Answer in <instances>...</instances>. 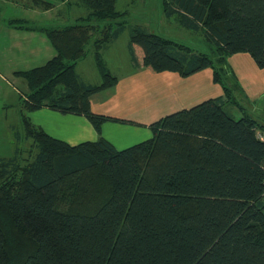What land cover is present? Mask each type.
Here are the masks:
<instances>
[{"label": "trees", "instance_id": "1", "mask_svg": "<svg viewBox=\"0 0 264 264\" xmlns=\"http://www.w3.org/2000/svg\"><path fill=\"white\" fill-rule=\"evenodd\" d=\"M115 1L77 0L86 15L38 28L55 55L14 72L28 88L15 138L30 139L37 153L0 157V264H264V142L256 135L264 119L242 106L227 66L231 55L248 53L264 68V0H162L167 17L211 43L206 52L130 29L133 65L181 77L209 68L223 91L152 123L146 141L123 150L102 137L69 145L27 117L41 108L80 115L98 134L104 122L120 121L90 109V98L117 81L102 56L126 28ZM55 2L69 3L32 0L44 10ZM89 46L97 84L76 72Z\"/></svg>", "mask_w": 264, "mask_h": 264}, {"label": "crops", "instance_id": "2", "mask_svg": "<svg viewBox=\"0 0 264 264\" xmlns=\"http://www.w3.org/2000/svg\"><path fill=\"white\" fill-rule=\"evenodd\" d=\"M15 1L17 4H22L24 7L35 11H49L54 8L44 10L41 7L34 6L32 0ZM73 1L60 3L70 7L75 3V0ZM75 4L77 7L80 6L77 4V0ZM171 17L175 19L174 16ZM175 20L178 23L177 19ZM24 21L26 25L33 26L36 29H20L23 31L38 32V28L49 27L34 25L28 20ZM178 25L180 24L178 23ZM132 27L145 29L140 25H132L129 31ZM113 42L109 43L103 51ZM13 47L15 46L13 45ZM9 48H11L10 44ZM34 50L35 48L30 49L31 55L34 54ZM133 50L135 57L138 59L137 49L134 48ZM126 60L128 61V66L118 65L117 73H113L108 69L116 77L115 85L94 94L90 98V109L94 114L117 118L120 121L104 122L98 134L85 117L61 114L48 108H41L31 112L30 120L33 124L41 127L48 135L65 141L69 145H77L85 141H96L99 137H102L117 150H123L150 139L152 137L150 125L162 117L181 109L193 107L208 99L223 96L221 87L213 82L212 71L209 68L198 71L188 77H181L179 74L169 71L153 73L147 68L132 64L128 45ZM123 61L124 59L120 63ZM227 66L232 70L237 81L242 86L241 93L240 95L238 94L240 103L252 104L253 107L247 109L255 117L264 119V68H259L248 53L231 55L227 60ZM106 67L108 68L107 64ZM23 81L25 89L24 92L17 91L19 92V97H23L28 91L27 84L24 79ZM84 82L97 84L100 81L97 83ZM261 101H263V105L260 103ZM259 103L262 107L257 108ZM229 107V105H225L224 109L227 113L231 111L227 110ZM35 113H41V116H37L38 114ZM34 114L35 116L32 117ZM11 128L14 129L13 126Z\"/></svg>", "mask_w": 264, "mask_h": 264}, {"label": "rangeland", "instance_id": "3", "mask_svg": "<svg viewBox=\"0 0 264 264\" xmlns=\"http://www.w3.org/2000/svg\"><path fill=\"white\" fill-rule=\"evenodd\" d=\"M68 1L74 2L73 0ZM75 3L67 7L66 4L55 2L52 10L35 11L22 4H17L15 0H0V157L13 156L16 149L21 151L23 159H27L28 156L31 158L37 153V149L32 148L30 139L17 141L15 138L16 131H22L18 116L19 92L17 91L24 92L25 86L23 79L17 77L14 72L39 67L55 55V50L43 32L23 31L15 28L14 23H10L13 21L12 19H24L34 25L61 28L74 23L78 17L86 15L87 10L81 6L77 7ZM162 5V0L115 1V9L127 14L124 18L126 28L102 52L108 69L113 73H117L118 65L128 66L126 52L129 28L132 25H140L150 33L187 45L195 51L211 50V43L204 38L201 32L185 29L178 25L173 17H166L163 14ZM9 44L11 48H9ZM31 48H35L33 55H31ZM137 48L138 54L141 55L140 48ZM87 49L86 57L76 64V72L84 81L97 83L101 77L96 69L91 47L89 46ZM122 59L124 61L120 63ZM238 86L241 93L242 86L240 84ZM260 103L263 105V101ZM260 103L257 108L262 107ZM242 106L244 108L253 107L248 103H244ZM227 110H231L228 113L235 120L242 116L236 107H229ZM30 114L31 112L27 114L29 119L31 118ZM35 114L41 116V113ZM12 126L14 129L11 128Z\"/></svg>", "mask_w": 264, "mask_h": 264}, {"label": "built area", "instance_id": "4", "mask_svg": "<svg viewBox=\"0 0 264 264\" xmlns=\"http://www.w3.org/2000/svg\"><path fill=\"white\" fill-rule=\"evenodd\" d=\"M257 138L264 142V134L261 132H256Z\"/></svg>", "mask_w": 264, "mask_h": 264}]
</instances>
